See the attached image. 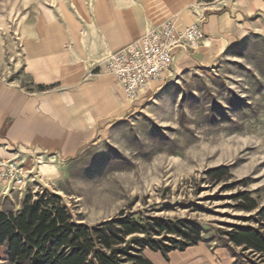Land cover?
Wrapping results in <instances>:
<instances>
[{
	"label": "rangeland",
	"instance_id": "374dc122",
	"mask_svg": "<svg viewBox=\"0 0 264 264\" xmlns=\"http://www.w3.org/2000/svg\"><path fill=\"white\" fill-rule=\"evenodd\" d=\"M199 1L210 13L220 10L214 0ZM47 4L0 0L1 80H28L22 52ZM248 26L246 38L213 63L173 67L73 158L9 148L5 158L24 168L25 185L0 181V213L17 214L28 195L47 191L88 226L121 216L185 219L239 264H264V252L243 250L225 235L244 227L264 240V10Z\"/></svg>",
	"mask_w": 264,
	"mask_h": 264
},
{
	"label": "crops",
	"instance_id": "0c3cea01",
	"mask_svg": "<svg viewBox=\"0 0 264 264\" xmlns=\"http://www.w3.org/2000/svg\"><path fill=\"white\" fill-rule=\"evenodd\" d=\"M215 2L220 10L210 13L199 0H50L29 29L30 49L22 52L28 80L18 85L0 79V157L13 146L60 160L80 153L131 105L101 61L162 21L176 16L179 27L199 23L201 43L175 49L173 67L200 66L245 39L248 20L264 10V0ZM142 254L152 264H239L228 248L205 241L165 255L148 248ZM0 264H11L5 244Z\"/></svg>",
	"mask_w": 264,
	"mask_h": 264
},
{
	"label": "trees",
	"instance_id": "16d2710c",
	"mask_svg": "<svg viewBox=\"0 0 264 264\" xmlns=\"http://www.w3.org/2000/svg\"><path fill=\"white\" fill-rule=\"evenodd\" d=\"M255 207L252 202L246 209ZM225 235L243 250L264 252L263 237L251 229L236 227ZM199 241L200 228L185 219L121 216L88 226L47 191L28 195L17 214L0 213V244L11 264H152L145 248L165 255Z\"/></svg>",
	"mask_w": 264,
	"mask_h": 264
},
{
	"label": "built area",
	"instance_id": "2783aa9c",
	"mask_svg": "<svg viewBox=\"0 0 264 264\" xmlns=\"http://www.w3.org/2000/svg\"><path fill=\"white\" fill-rule=\"evenodd\" d=\"M203 39L199 23L179 27L168 18L132 42L109 52L102 60V70L115 78L125 98L135 102L152 85L166 80L174 65L177 48L193 49ZM26 171L12 158L0 157V181L12 188L25 185Z\"/></svg>",
	"mask_w": 264,
	"mask_h": 264
}]
</instances>
